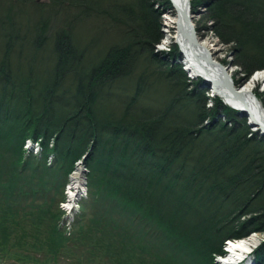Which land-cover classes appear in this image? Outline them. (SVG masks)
I'll return each instance as SVG.
<instances>
[{"label": "trees", "instance_id": "trees-1", "mask_svg": "<svg viewBox=\"0 0 264 264\" xmlns=\"http://www.w3.org/2000/svg\"><path fill=\"white\" fill-rule=\"evenodd\" d=\"M60 2L0 0V208H9V220L0 224V232L1 237L19 235L12 244L2 245L13 248L12 253L24 262L23 251L35 248L42 221L49 218L50 231L38 250L55 258L61 234L56 230L60 216L52 212L56 208L54 200L60 198L67 174L84 156L89 194L81 204L80 216L90 220L84 236L88 246L85 243L84 250H80L86 252L83 264H213L216 254L222 252L223 242L236 237L226 230L228 226L218 230L217 222L227 220L238 205L245 203L255 206L258 202L264 210L263 198L254 200L263 191L264 180L255 179L251 191H237L239 182L248 185L247 180L254 175L252 171L244 172L249 171L246 163L242 165L237 158L231 160L225 155L230 148L226 142L234 131H227L221 122L208 132L199 130L209 116L222 114L236 121L238 113L218 98L211 100L207 110L205 100L192 96L187 100L174 93L185 80L174 62L176 48L171 52L175 60L166 66H171L166 74L169 88L159 91L166 75L153 80L152 88L158 96L155 103L132 106L143 97L138 84L133 96H120V106L107 104L112 86L125 91L121 88L126 82L117 77L118 72L106 68V54L92 66L81 58L74 59L76 51L70 45L69 31L60 30L49 37V23L60 9ZM162 3L170 6L168 0ZM201 3L199 0L196 7ZM208 3L214 33L222 44L233 46L235 66L248 76L264 70V0ZM137 5L134 9L128 5L118 9L125 37L142 31L144 42L157 45L160 27L153 26L143 12L152 4L139 0ZM190 6L192 10V2ZM31 10L34 17L30 16ZM135 16L141 20L140 32L136 27L132 31L126 22L134 25ZM132 44L127 42L126 53ZM23 51H29V56L24 57ZM46 51L52 55L51 73L38 84L32 78L35 68L31 65ZM14 57L16 64L12 66ZM24 64L28 66L27 74ZM174 71L180 78L176 76L172 83ZM66 82L70 89L64 90ZM195 134L199 135L197 139ZM54 135V167L37 174L39 166L34 158L23 157L21 145L31 137L42 139L46 147ZM205 159L210 161L209 166ZM25 185L29 191L22 190ZM37 192L45 198L52 192L53 200L44 201L48 207L36 198L39 205L25 206L24 211L14 207V202L26 203L28 194L32 198ZM20 215L25 220L14 228ZM29 226L32 237L26 231ZM235 230L232 226L229 231ZM238 230L240 235L247 231L242 234L243 227ZM77 256L82 258L81 254ZM253 256L255 264H264V245L256 248Z\"/></svg>", "mask_w": 264, "mask_h": 264}, {"label": "rangeland", "instance_id": "rangeland-1", "mask_svg": "<svg viewBox=\"0 0 264 264\" xmlns=\"http://www.w3.org/2000/svg\"><path fill=\"white\" fill-rule=\"evenodd\" d=\"M162 1L166 2V0H149V3L152 4V6L149 7V9L147 8L146 10H143V12L146 13V16L150 17V23L153 26L156 25L160 27L161 37L157 45H150L143 41V38L140 36V33L142 31L140 32V27H138L140 25L139 21L141 20H138L136 16L133 17L135 18L133 19L135 21L134 25H132V23L127 20L126 22L128 26H131L129 28L132 31L133 29H135L134 27H136L138 28V31L140 33H136L133 31L125 37V31L122 29L123 25H121L122 22L118 18V9L121 8L123 5H128L129 7L134 9L135 6L138 4L139 0H61L60 9L54 13L53 20H51V23H49L50 26L48 35L50 37L54 33H61L59 32L60 30L62 32L66 31V33L69 31L68 37L70 39V45H73L76 51L74 59L81 58L80 60L84 61V63L88 66L97 64L99 62V59H101L103 55L106 54V68L114 71V73L118 72L119 74L117 77H123L124 81L126 82L121 88V90H123L124 87L125 91L116 90L114 86H112L111 90L109 89L112 93V97L107 98V104H111L113 106H120V96H133L132 93L135 92L139 84L140 87L138 90L140 91V94H143V97L139 100V102L134 103L132 106H134L135 108H139L142 105L151 106L152 103H155L156 99L158 98V96L156 95L157 91L154 92V89L152 88L155 85L153 80L157 76L165 77L167 72H169L168 70L171 69V66L170 68L166 66L167 64H172V62L174 61L171 52L174 50L173 46L176 44L173 43L169 45L170 47L162 45L163 42L165 43L167 41V32H170V34H172L173 32L170 31L169 27V23H172V18L168 15L169 7L168 5L162 3ZM198 1L199 0H194L193 2V0H190V2L193 3V21L196 33L198 35L201 34L202 38L210 37L212 39V41L214 42L213 50L219 51V53H217L216 55V58L224 62L226 66L225 69L227 71L233 72V78L235 79V81L241 82L239 85H242L248 82L249 80L251 81L252 77H255V75H257L259 71L253 72L250 76H248L244 74L240 68L235 66V63H237V59L233 46L222 44L214 33V25L210 21L211 4L208 3V0H201L203 1V3H201L202 5L200 7H196ZM38 2H44L45 4H47V0H38ZM161 5H165L166 8L168 7L167 11L165 9H162ZM189 8L190 11H192L190 6ZM135 11L136 13L138 12V5ZM30 16L34 17L32 10L30 11ZM127 42H131L133 44L130 46V50L126 53L125 46ZM29 54V51H23L24 57H28ZM180 56L183 59V56L181 54ZM51 60V53L49 51H46L40 55H37L36 64L34 66L31 65V69L35 68V70L33 71L32 78L35 79L38 84H42L43 80L47 77V75L51 73ZM11 64L12 66L16 64L14 58L11 60ZM176 64H178V60H176ZM24 65L27 74L28 66L26 64ZM174 72L175 73H172L171 75L172 83L175 82L176 76L180 78V76H178V73L176 71ZM185 74V80L183 79L180 81V84L178 85L177 89L173 90L174 93H176L177 95L180 94L182 98H186L187 100H189L188 96L199 97L200 100L206 101L205 108L207 110L210 109V101L206 100V98L210 99L211 93L209 92L207 96L204 95V98L201 95L202 91L208 89L209 86L207 85L206 87H203L202 84H196L190 78V74L188 75V72H185ZM111 75L108 78H110ZM167 77L168 76L166 75V78ZM134 79L135 83L133 84ZM136 80H140L141 82H143V84L139 82H137L136 84ZM167 84L169 85L168 78L165 82L159 85V91L163 92L162 90L164 87L165 89L169 88ZM63 89H70L69 84L67 82L64 84ZM254 91L257 94L259 100H261V102H264V82L261 81L260 83H258L255 86ZM177 95L173 93L171 94V96L175 97H177ZM154 97L155 99H153ZM102 105L106 107V103ZM260 106L261 105H259V107ZM228 118L223 116L222 114H217L215 117L209 116L206 118L205 121L201 122L199 130L200 132H208L211 128L214 127V125H218V123L221 122L223 125H226L227 131H234V135L232 134V138L230 135L229 139L226 142V145H230V148L227 152H225V155L230 157L231 160L233 158H237V161L240 162L242 165L246 163V168H249V171L244 172L252 171V174L254 176H251L252 179L247 180L248 185H244L245 183L240 180L241 182H239L236 186L237 191L241 193H243L245 189H247V191H251L255 179L257 181L264 180V136H262L259 131L254 129L251 121L247 118L246 114H236L237 122L233 120L234 117ZM217 130L215 131L218 132ZM227 133L229 135V132ZM201 136L206 137L205 133H202ZM198 137L199 135L195 134L194 138L197 139ZM53 139L55 140V135ZM209 162L210 161L208 159H205L206 166L210 165ZM77 168L82 169L83 179L88 174L87 170L83 168V166L76 163L73 172L70 174V176L72 177L68 181L70 186H72L73 183V173L76 171ZM26 189H28V186H26ZM263 192L264 189L263 191L260 190L258 192L260 196L256 195L257 197H255L254 200L259 199L258 201H260L262 197L264 201ZM51 195L52 192L48 193L46 196V200H49ZM28 200H32L29 194L26 199V204L28 203ZM46 200L41 199V202H46ZM14 204L16 205L14 206ZM14 204L13 206L16 209L18 207L22 208L26 206H19L17 202H14ZM19 204L22 205V201ZM44 206L48 207L49 204L45 203ZM262 207L258 202L255 206H249L247 205V203L242 206L238 205V207L235 209L236 212L229 216L227 220H219L216 226L220 227L218 228V230H221L223 226H228L226 230L230 232V235H234L236 236V238L239 237L235 240H243L251 236L253 238H256L257 244L254 248L255 250L256 248H259L264 245V215L259 216V214H262L264 212ZM54 211L55 210H52V212ZM8 220L9 208L5 209V205H3L0 208V224L7 223ZM186 220L187 218L185 219V222ZM232 226H234V228L236 229L235 232L229 231L230 227ZM241 227H243L244 229L242 231V234L247 230L244 235H240L241 230H238ZM213 230L216 232L217 227H214ZM253 230L259 231L253 232ZM260 230L263 232H260ZM26 231L29 235L31 234L30 232H28V230ZM83 233L85 235V226ZM18 236L19 235L9 234L7 237H1L0 232V249H2L0 251H2L3 253L7 252L9 254L12 253L13 248H7L2 244L4 242H6L7 244H12L18 238ZM85 243L87 244V242L83 241L82 247L79 249V252L80 250H84ZM72 252L74 254L68 253V255L71 256L72 254V257H75L76 250L72 249ZM84 252L85 251L80 252L82 258H72V260L74 261L73 264H83L81 262V259H84L86 257V252ZM43 255L44 253L41 254V258H43ZM68 255H66L65 257H68ZM252 261V257L248 256L246 262L242 264H252ZM59 264L67 263L63 261Z\"/></svg>", "mask_w": 264, "mask_h": 264}, {"label": "bare ground", "instance_id": "bare-ground-1", "mask_svg": "<svg viewBox=\"0 0 264 264\" xmlns=\"http://www.w3.org/2000/svg\"><path fill=\"white\" fill-rule=\"evenodd\" d=\"M168 1L170 3L168 15L172 18V23H169V27L170 31L173 32L172 34L167 32V41L163 42L162 45L170 47L169 45L173 43L178 44L183 56L193 63L194 71H191L194 74L203 75L207 79L212 80L216 85L215 89L219 92L224 102L234 109L243 110L240 113L246 114L254 129L264 136V111L262 110L264 102L259 100L254 91L258 83L264 82V71H259L255 77H252L251 81L249 80L239 85L241 82L235 81L233 72L227 71L224 62L216 58L219 51L213 50L214 42L212 39L210 37L202 38L201 34L198 35L196 33L193 14L189 8L191 4L190 0ZM164 7L165 5H161V8L167 11L168 7ZM201 84L203 87L207 86L206 82H202ZM259 105H261V108ZM73 175V187L81 189L83 187L82 169L77 168ZM256 244V238L251 236L229 246L232 254L227 261L228 264L245 256Z\"/></svg>", "mask_w": 264, "mask_h": 264}]
</instances>
